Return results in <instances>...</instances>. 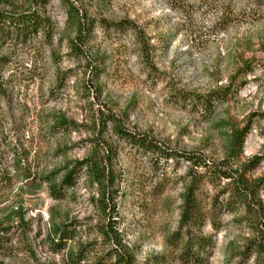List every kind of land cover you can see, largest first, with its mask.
I'll use <instances>...</instances> for the list:
<instances>
[{
  "label": "rangeland",
  "instance_id": "rangeland-1",
  "mask_svg": "<svg viewBox=\"0 0 264 264\" xmlns=\"http://www.w3.org/2000/svg\"><path fill=\"white\" fill-rule=\"evenodd\" d=\"M68 1L90 20L81 52L70 47L75 33L64 1L0 0V12L31 9L50 23L49 33L41 29L27 40L9 29L0 44V262L68 264L67 253L85 246L81 264L102 259L107 264L108 245L99 230L110 217L98 188L81 176L57 200L43 178L89 155L93 119L112 110L123 128L171 152L164 160L159 152L138 151L107 124L101 138L116 150L114 229L133 249L136 264L191 263L183 241L173 237L186 157L221 159L232 132L244 127L250 114L264 113V0ZM139 37L148 45L147 56ZM227 85L230 91L221 97L217 91ZM211 94L209 112L202 96ZM56 116L79 126L52 129ZM15 154L28 157L30 167L18 165ZM253 156L263 159L247 173L252 179L264 176L260 117L252 121L238 163ZM27 172L35 181L26 179ZM220 188L206 183L200 194L216 221L201 230L212 239L201 264H264L252 243V216L223 210ZM259 197L264 206V185ZM54 223L74 230L59 252L49 243Z\"/></svg>",
  "mask_w": 264,
  "mask_h": 264
},
{
  "label": "trees",
  "instance_id": "trees-1",
  "mask_svg": "<svg viewBox=\"0 0 264 264\" xmlns=\"http://www.w3.org/2000/svg\"><path fill=\"white\" fill-rule=\"evenodd\" d=\"M62 1L67 4L68 20L72 22L75 33L74 38L70 41V47L74 51L81 52V47L86 43L90 32V20L86 15H80L77 10L72 9L68 0ZM253 1L255 4L261 2V0ZM4 25L7 26V31L2 28ZM9 29L15 31V38L24 37V40H27V35L33 32L37 33L41 29L42 32L47 31L46 33H49L50 23L48 20L40 19L37 12L31 9L22 12H0V44L4 41L2 35L4 33L9 35ZM139 39L141 54L147 56L146 47L148 45L141 37ZM3 61V58H0V65ZM244 66L248 67V72L252 71L249 62L245 63ZM230 85L221 88L220 91H217L218 94L225 97L230 91ZM212 95L202 96V105L209 112L212 109ZM97 116L92 122L96 136L95 139L90 140L93 144L90 154L74 163H68L59 171H50L44 176L43 181L48 185L50 195L57 200L62 199L65 195L64 192L74 187L81 176L92 186L95 185L98 188L97 193L101 208L104 213L108 211L110 217L107 224L99 230L102 241L108 245L105 255L107 264H136L133 249L122 243L119 233L114 229L116 223L112 213L115 209L113 199L117 194L115 190L117 176L113 170V161L116 150L109 141L102 139L101 135H103L108 124L116 137L129 142L138 151L152 154L159 152L163 155L164 160L171 156V152L169 150L162 151L160 144L148 139L145 135H139L123 128L120 118L112 110L100 111ZM256 117L264 118V113L250 114L245 126L232 132L221 159L210 161L196 153L186 157V184L182 194L177 230L173 233L176 241H183V251H185L187 259L192 260L191 263L186 262V264H201L203 257L208 256V249L212 243L210 236L201 233L207 222L212 223V225L216 223L215 218L210 216L212 213L204 208L200 198L206 183L212 186H221L220 195H223V198L219 202H221L220 205L223 210L235 212L241 209L244 213L252 216L255 235L252 243L256 245L257 254L261 255L264 261V206L259 197L260 188L264 185V176L253 179L247 176V173L253 171L263 158L253 156L246 163H238L243 154L245 139L251 131L252 121ZM78 126L77 123L63 116H56L51 124L52 129L59 127L63 130L76 129ZM15 155L18 165H26L27 168L29 165L30 167L31 161L28 157ZM27 168L23 167L24 170ZM24 175L26 179L35 181L32 174L27 172ZM1 177L2 169H0ZM69 227L70 225L67 223H54L52 225L49 243L54 252L66 248L68 242L73 239L74 230L71 227L68 229ZM85 251V246L77 248L76 251H69L67 253L68 264H81L85 260ZM104 263L105 261L102 259V261L96 260L92 264ZM0 264L4 263L0 262Z\"/></svg>",
  "mask_w": 264,
  "mask_h": 264
}]
</instances>
